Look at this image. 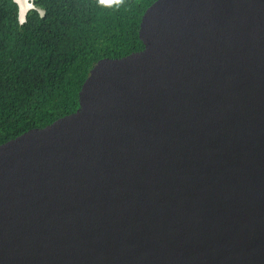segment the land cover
Masks as SVG:
<instances>
[{
  "label": "water",
  "instance_id": "obj_1",
  "mask_svg": "<svg viewBox=\"0 0 264 264\" xmlns=\"http://www.w3.org/2000/svg\"><path fill=\"white\" fill-rule=\"evenodd\" d=\"M138 38L0 145V264H264V0H156Z\"/></svg>",
  "mask_w": 264,
  "mask_h": 264
},
{
  "label": "trees",
  "instance_id": "obj_2",
  "mask_svg": "<svg viewBox=\"0 0 264 264\" xmlns=\"http://www.w3.org/2000/svg\"><path fill=\"white\" fill-rule=\"evenodd\" d=\"M156 0H32L26 23L0 0V145L73 113L93 65L142 50L141 17ZM43 13V15H41Z\"/></svg>",
  "mask_w": 264,
  "mask_h": 264
},
{
  "label": "clouds",
  "instance_id": "obj_3",
  "mask_svg": "<svg viewBox=\"0 0 264 264\" xmlns=\"http://www.w3.org/2000/svg\"><path fill=\"white\" fill-rule=\"evenodd\" d=\"M105 3L114 5L117 9L126 5V0H104ZM12 3L18 6V20L21 24L26 23L27 12L34 7L31 0H12ZM43 15V13H41Z\"/></svg>",
  "mask_w": 264,
  "mask_h": 264
},
{
  "label": "crops",
  "instance_id": "obj_4",
  "mask_svg": "<svg viewBox=\"0 0 264 264\" xmlns=\"http://www.w3.org/2000/svg\"><path fill=\"white\" fill-rule=\"evenodd\" d=\"M32 2V1H31ZM18 15H19V12H18Z\"/></svg>",
  "mask_w": 264,
  "mask_h": 264
},
{
  "label": "rangeland",
  "instance_id": "obj_5",
  "mask_svg": "<svg viewBox=\"0 0 264 264\" xmlns=\"http://www.w3.org/2000/svg\"><path fill=\"white\" fill-rule=\"evenodd\" d=\"M32 1V0H31Z\"/></svg>",
  "mask_w": 264,
  "mask_h": 264
}]
</instances>
